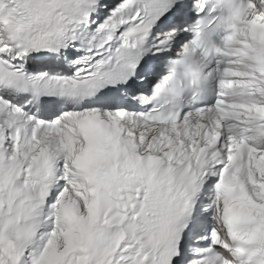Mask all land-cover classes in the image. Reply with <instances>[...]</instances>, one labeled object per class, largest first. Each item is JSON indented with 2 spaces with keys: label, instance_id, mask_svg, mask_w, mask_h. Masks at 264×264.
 Wrapping results in <instances>:
<instances>
[{
  "label": "snow or ice",
  "instance_id": "1",
  "mask_svg": "<svg viewBox=\"0 0 264 264\" xmlns=\"http://www.w3.org/2000/svg\"><path fill=\"white\" fill-rule=\"evenodd\" d=\"M0 264H264V0H0Z\"/></svg>",
  "mask_w": 264,
  "mask_h": 264
}]
</instances>
